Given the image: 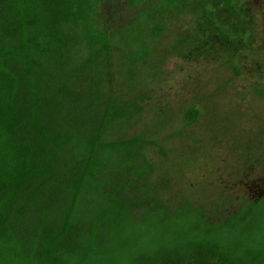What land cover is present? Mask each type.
I'll use <instances>...</instances> for the list:
<instances>
[{
	"label": "trees",
	"instance_id": "16d2710c",
	"mask_svg": "<svg viewBox=\"0 0 264 264\" xmlns=\"http://www.w3.org/2000/svg\"><path fill=\"white\" fill-rule=\"evenodd\" d=\"M112 1L0 0V264H264V191L214 220L190 195H168L145 151L161 147L157 132L125 137L171 56L242 77L261 51L253 10L117 0L134 12L111 29ZM180 111L183 127L202 118L196 101Z\"/></svg>",
	"mask_w": 264,
	"mask_h": 264
},
{
	"label": "rangeland",
	"instance_id": "374dc122",
	"mask_svg": "<svg viewBox=\"0 0 264 264\" xmlns=\"http://www.w3.org/2000/svg\"><path fill=\"white\" fill-rule=\"evenodd\" d=\"M244 4L257 19L254 26L261 48L244 63L245 74L236 79L211 59L194 62L191 55L171 56L161 82L154 84L149 94L150 114L125 131L126 138L157 132L152 139L161 147L153 145L145 151L154 163L162 161L161 181L168 195L174 201L183 194L190 195L214 220L239 209L246 200H258L264 191V99L255 96L251 88L252 84L264 83L256 77L259 73L264 76V0H245ZM105 10L111 29L134 12L117 0L106 3ZM129 29L121 27L115 33L129 40L121 42L123 53L131 47ZM174 38H180L179 34ZM167 42H161L163 49L176 46ZM194 101L203 110L202 118L183 127L185 119L180 110ZM159 114L165 118H156ZM178 132L182 135L169 137ZM161 149L168 153L167 159Z\"/></svg>",
	"mask_w": 264,
	"mask_h": 264
}]
</instances>
